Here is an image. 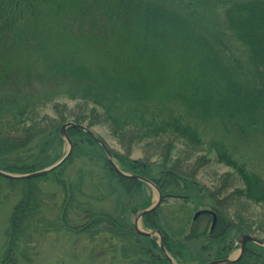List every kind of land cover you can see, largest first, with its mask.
<instances>
[{
    "label": "trees",
    "instance_id": "obj_1",
    "mask_svg": "<svg viewBox=\"0 0 264 264\" xmlns=\"http://www.w3.org/2000/svg\"><path fill=\"white\" fill-rule=\"evenodd\" d=\"M220 11L226 29L216 38L204 26L209 12L217 17ZM224 37L234 38L247 51L246 76L260 90L237 83L226 57L217 52ZM173 50L195 69L193 82L185 76L187 63L169 58ZM178 69L182 75L173 78ZM217 87L226 90L220 100L210 93ZM235 97L242 100L239 110L232 105ZM60 98L79 104V113L71 114L55 103ZM88 107L92 108L89 114L82 111ZM49 108L55 116L46 114ZM262 109L264 0H0V170L27 175L55 164L65 145L59 131L67 123L86 125L89 130L107 127L119 145L131 151L128 154L140 147L149 154L135 161L111 151L121 171L153 182L165 199L213 202L217 224L210 238L209 230L199 231L203 218L190 223L187 236H180L168 231L170 226L162 223L158 211L144 217L143 227L162 234L164 247L177 264H187L194 244L205 239L211 248H201L198 264L207 263V252L215 260L229 257L234 248L222 250L225 235L263 237L264 243V217L249 223L243 216L235 215V221L218 216L223 203L241 204L239 210L250 204L263 211L264 175L241 164L225 140L206 139V129L213 123L238 118L251 124ZM67 132L74 149L66 165L76 154L102 165L110 181L109 198L117 199L122 209L118 217L86 210L88 223L77 233L111 234L126 242L130 256L141 258H134L137 261L169 264L156 242L139 236L128 222L129 212L138 214L151 206L149 199H143L146 186L118 175L88 134L76 129ZM201 154H215L218 163L240 179L243 187L228 202L209 195L196 180L209 161ZM79 182L66 190L67 197L81 193ZM35 203L30 189L15 208L10 222L12 244L18 241L23 222L33 220L29 217L37 210ZM234 264H264V248L249 244Z\"/></svg>",
    "mask_w": 264,
    "mask_h": 264
},
{
    "label": "rangeland",
    "instance_id": "obj_2",
    "mask_svg": "<svg viewBox=\"0 0 264 264\" xmlns=\"http://www.w3.org/2000/svg\"><path fill=\"white\" fill-rule=\"evenodd\" d=\"M209 13V21L206 22L209 29L206 28V25L204 28L210 35L211 33H216L217 38L226 29V19L223 17L222 11L219 12L217 17L215 12ZM224 38L221 44H217V52L224 54L226 57L225 59H227V64L231 71L234 75H237V83L239 85L242 84L243 87L260 90L259 85L246 76L247 51L234 38ZM169 58L186 62L187 64L183 65L186 66L185 76L188 75L189 80L191 82L194 81L196 78L195 69L189 65L182 53L173 50ZM190 59L193 60V57ZM182 73L183 71L179 72L178 69L173 78L182 75ZM212 92L217 96L213 95L215 100H220L219 98L224 96L226 90L217 87V90L210 93ZM55 103L66 106L71 114H77L81 109L79 104L63 98L57 99ZM232 105L236 106L238 110L241 109V98L235 97ZM82 111L89 114L92 108H83ZM261 111L262 113H259L260 115L251 124L245 123V125L238 118L237 120L232 119L234 122L231 121L225 124L213 123L211 127L206 129V139L207 141L215 138L217 140H220V138L225 140L227 142L226 146L229 147L234 157L241 164H244L255 173L264 175V110L262 109ZM97 112L99 114L100 111L97 110ZM46 114L50 117L55 116L50 108L46 111ZM86 118L88 119L89 115ZM73 124L78 125L76 123ZM78 126L87 127L80 124ZM90 131L95 133L107 145L109 150L117 155H130L132 160L135 161H143L149 157L148 152L141 147L139 150L134 149L132 154H128L131 151L127 152V149H123L118 141L113 138L107 127H94ZM68 149L67 143L63 145L60 151L62 156H65ZM31 156L33 157V154H30L29 157ZM34 157L35 160H38L37 153H35ZM200 157L207 158L209 161H205V166H203V170L199 171L196 180L209 195H214L222 203L224 201L228 202V197L237 188L243 187L240 179L233 170L218 163L215 154H201ZM153 160L155 158H150L149 161L152 162ZM115 163L118 166L117 162ZM80 179L82 181L79 182ZM38 180L24 181L0 178V264H11V262H14V264H146L145 261L139 262L136 260L141 258L136 256L132 258L129 252L130 247L126 242L113 237L111 234L93 232L80 235L77 233L82 226L88 223L84 215L86 210L100 215L104 213L115 217L122 215L118 200L109 198L110 181L102 165L92 164L91 160L76 154L70 164H65L59 170L52 172L48 176L40 177ZM63 182L65 183L64 186ZM78 182L83 185L81 193L75 192L74 195L67 197L69 192L67 193L66 190L73 189ZM30 189H33L35 193V199L38 203H35L37 210L29 217L33 218V220L30 222L25 220L23 222L22 232L19 233L18 241L12 244L11 218L15 208L23 201ZM143 192V199H149L151 206L157 204L158 194L153 188L146 186L143 188ZM68 200L70 201L67 203ZM202 201L197 203L169 197L163 200L160 208L156 211L159 212V219L162 223L166 221L170 226L169 232L180 236L186 233L184 236H187L188 231L191 230L189 225L195 213L204 210L212 211L213 202H210L208 198ZM127 203L132 206L130 202L127 201ZM228 205V203L220 205L222 213L218 214L219 217L225 220L235 221L234 217L236 215V217L243 216L249 223H252L251 219L255 221V219L260 220L259 216L264 217V210L262 211L256 206L247 204L245 209L239 210L237 208H243L241 204ZM247 210L250 212L248 213ZM64 212L67 213V217L63 216ZM136 217L137 214L129 212V224L134 225ZM200 223V233L208 231L212 225V218H203ZM163 226L166 227L165 224ZM140 228L143 232H149L143 227L142 222ZM104 229H107V226H104ZM232 234L236 235L235 233ZM254 238L257 239V237ZM259 238L263 239V237ZM235 239L233 237V240ZM260 239L257 240L261 241ZM204 246L211 248L206 239L195 243L192 247L193 256L185 259L186 263H200L198 255H200L199 251ZM255 250L257 251V249ZM239 254L240 250L237 249V251L229 253L228 256L236 258ZM204 259L205 263L215 261L208 252L204 255Z\"/></svg>",
    "mask_w": 264,
    "mask_h": 264
},
{
    "label": "water",
    "instance_id": "obj_3",
    "mask_svg": "<svg viewBox=\"0 0 264 264\" xmlns=\"http://www.w3.org/2000/svg\"><path fill=\"white\" fill-rule=\"evenodd\" d=\"M71 128L72 129H76V130L81 131V132H84V133L88 134L92 139H94L95 142L102 148V150L104 151V153L106 155L107 161L110 163V165L113 167V169L116 171V173L118 175H120V176H122L124 178H127V179H133V180H137L139 182H142V183L146 184L147 186L153 188L157 192V194H158V202H157V204L152 206L148 210L140 212V214L138 215V217L135 220V224H134L135 231H136V233L139 236H142V237H148V238H155L156 236L159 237L158 244H159V248H160L161 252L165 256V258L169 261L170 264H176L174 262V260L167 253V251H166V249H165V247L163 245L162 235H161V233L159 231H152L150 233H146V232H143L140 229L141 220L145 216L155 212L161 206V204H162V202L164 200L162 193L155 186V184L152 183L151 181H149V180H147V179H145L143 177H140V176H135V175L126 174V173L122 172L119 169V167L116 165L115 160L113 158V155H112L111 151L109 150V148L105 145V143L103 141H101V139H99L95 135V133L91 132L90 130H88L84 126H78V125H75L73 123H67L61 128L60 136L68 143L69 149H68V152L65 155V157L61 161L56 163L55 165H53L50 168L45 169L43 171H39V172L32 173V174H29V175H24V176L11 175V174L5 173L3 171H0V177L4 178V179H8V180H25V181H28V180H33V179H37V178H40V177H44V176L56 171L60 167H62L68 161V159L70 158V156H71V154L73 152V143H72V141L70 140V138H69V136L67 134V130L71 129ZM205 213L206 212H198V213H196V215L194 216V219H193L194 222H196L198 220V218H200V216H202ZM212 216H213L214 219H213V225H212L211 232L214 231L215 225L217 223L216 215L214 213H212ZM248 243H253V244H255V245L259 246V247H263L264 248V243H262L261 241L255 239V238H253V237H251L249 235H242L241 239H240V242H239L240 255L237 258H235V259H227V260H223V261H213V262H210L208 264H233V263L238 262L242 258L243 254L245 253V248H246V245Z\"/></svg>",
    "mask_w": 264,
    "mask_h": 264
},
{
    "label": "bare ground",
    "instance_id": "obj_4",
    "mask_svg": "<svg viewBox=\"0 0 264 264\" xmlns=\"http://www.w3.org/2000/svg\"><path fill=\"white\" fill-rule=\"evenodd\" d=\"M199 212H206L205 214H203L202 216H200V218H207V217H212V213H214L215 214V211L212 209V211L211 210H204V211H199ZM192 224H194V221H193V219H192ZM215 228H216V225H215ZM215 228H214V230H215ZM212 229V225H211V227H210V230ZM210 230L208 231V237H209V234H212V233H210ZM242 236V235H241ZM241 236H239V238L238 237H236V235H234V234H231V237H229V235H225L224 237H223V239H224V244L222 245V250H227V248L228 247H232V248H234L233 250H232V252H234V251H237V249H239L240 248V246H239V242H240V239H241ZM233 237L234 238H236L235 240H233ZM210 238V237H209ZM227 245V246H226ZM227 247V248H226ZM232 252H230V253H232ZM224 260H227V259H224ZM217 261H223V259L222 260H217Z\"/></svg>",
    "mask_w": 264,
    "mask_h": 264
}]
</instances>
